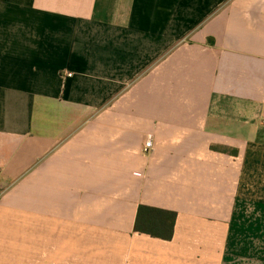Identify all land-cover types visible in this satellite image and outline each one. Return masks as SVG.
<instances>
[{"label":"crops","instance_id":"crops-1","mask_svg":"<svg viewBox=\"0 0 264 264\" xmlns=\"http://www.w3.org/2000/svg\"><path fill=\"white\" fill-rule=\"evenodd\" d=\"M262 128L264 0H0V264H264Z\"/></svg>","mask_w":264,"mask_h":264},{"label":"trees","instance_id":"trees-1","mask_svg":"<svg viewBox=\"0 0 264 264\" xmlns=\"http://www.w3.org/2000/svg\"><path fill=\"white\" fill-rule=\"evenodd\" d=\"M258 143H261V144H264V128L260 129V131L258 132V135H257V140H256ZM227 152H229V150H225ZM232 153H237L236 151H232ZM146 210L150 213H153V214H162V213H165L164 211L162 210H159V209H155V208H149V207H142V210ZM170 216H172L173 218V221H172V227L171 229H169V232L168 233H159L158 234L155 232V231H148V232H144V230L141 228V226L139 225V223H137V226H136V230L137 231H141V232H144V233H152V235H154V237H159V238H162V239H172L173 237V228H174V224L176 222V214L175 213H169Z\"/></svg>","mask_w":264,"mask_h":264},{"label":"built area","instance_id":"built-area-1","mask_svg":"<svg viewBox=\"0 0 264 264\" xmlns=\"http://www.w3.org/2000/svg\"><path fill=\"white\" fill-rule=\"evenodd\" d=\"M152 147H153V140H152V138L150 137V138L148 139V141L146 142V150L149 151V150L152 149Z\"/></svg>","mask_w":264,"mask_h":264}]
</instances>
